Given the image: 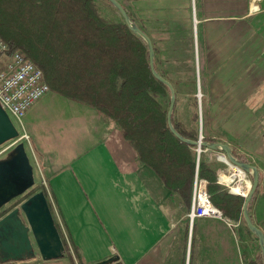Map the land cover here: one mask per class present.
Here are the masks:
<instances>
[{
    "label": "crops",
    "instance_id": "0c3cea01",
    "mask_svg": "<svg viewBox=\"0 0 264 264\" xmlns=\"http://www.w3.org/2000/svg\"><path fill=\"white\" fill-rule=\"evenodd\" d=\"M116 1L151 43L154 71L174 92L173 119L189 127L196 114L202 138L227 145L263 180L264 34L256 22L259 0ZM260 6L263 9L264 0ZM45 100L14 123L29 129L34 152L46 141L38 132L40 120L48 116ZM67 105L72 113L62 121L74 131L73 147L62 151L68 153L65 161L47 177L45 199L61 241L75 248L84 264L114 257L119 264L253 260L240 248L227 219L197 218L190 223L189 209L138 161L113 122L87 106ZM202 153V162L218 174L214 152ZM63 257L42 261L35 253L31 259L4 264H66Z\"/></svg>",
    "mask_w": 264,
    "mask_h": 264
},
{
    "label": "trees",
    "instance_id": "16d2710c",
    "mask_svg": "<svg viewBox=\"0 0 264 264\" xmlns=\"http://www.w3.org/2000/svg\"><path fill=\"white\" fill-rule=\"evenodd\" d=\"M96 1L116 13L104 0H0V39L8 51H20L40 69L48 90L115 123L138 161L187 209L196 174L207 182L206 193L221 216L236 221L244 198L222 193L216 174L204 162L199 161L195 171L193 147L178 141L167 128L169 93L151 76L143 41L122 20L105 19ZM195 121L193 114L191 122ZM171 124L181 137L197 140L194 129H185L172 116ZM72 252L84 264L75 248ZM247 264H263L260 253Z\"/></svg>",
    "mask_w": 264,
    "mask_h": 264
},
{
    "label": "water",
    "instance_id": "95a60500",
    "mask_svg": "<svg viewBox=\"0 0 264 264\" xmlns=\"http://www.w3.org/2000/svg\"><path fill=\"white\" fill-rule=\"evenodd\" d=\"M108 2L120 16L127 29L141 39L146 47L148 67L151 76L164 85L169 93L165 114L166 125L171 135L181 143L195 148V171L198 153L201 149L217 151L227 165L250 176L247 193L243 196L241 217L247 230L257 241L258 250L264 264V235L252 223L247 206L255 190H264V179H259L257 169L236 160L225 144L205 142L200 137L196 141L181 137L172 127L171 114L174 107V92L171 85L159 76L153 68V50L147 36L129 19L116 0ZM18 137V132L8 116L0 108V145ZM33 185V172L25 153L24 145L18 142L2 159H0V208L12 199L20 196ZM37 253L42 261L57 260L64 255V246L57 232L48 204L42 192L29 196L26 200L0 217V264L10 261H25ZM93 264H119L117 258H107Z\"/></svg>",
    "mask_w": 264,
    "mask_h": 264
},
{
    "label": "rangeland",
    "instance_id": "374dc122",
    "mask_svg": "<svg viewBox=\"0 0 264 264\" xmlns=\"http://www.w3.org/2000/svg\"><path fill=\"white\" fill-rule=\"evenodd\" d=\"M118 1H121V0H118ZM96 4L98 6V10L100 14L108 21L121 20L117 12L115 13L111 9L106 8L99 1H96ZM261 4H262V0H259L257 2V9H259L258 11L259 13L257 11L255 12L258 13V18H257L258 20L256 21L258 24L257 26L258 31L264 34V6L262 9V7L260 6ZM44 98L48 99L47 107L48 106L49 107L47 108V111H46L48 116L40 120L41 130H40V126L38 128L40 130L38 132H40L41 136L46 139L44 144L38 145V149L40 148L41 151L38 150V152H34L31 146L28 144L30 143L29 129L25 127L24 130H21L17 128V126H14V123L11 121L13 126L16 128L17 132L25 134L28 138V142L27 141L23 142V145H24V148L27 149L25 150V152H26L29 164L32 167L33 185L23 194L12 199L10 202L2 206L0 208V217L3 214L10 211L11 209H13V207H17L20 203H22L24 200H26L29 196H31L34 193L42 192L45 195V197H47V191H46L47 190V183H46L47 177L51 175L52 173H54V169H56L57 166H59L60 161L61 163L65 161V156L68 153H62V151L64 149L70 150L73 147L74 131L72 128H67L66 121H62V120H64V117L68 118L69 113H72V111L69 112V109H68L69 105L67 104L76 103V102L63 98L53 93L50 89L46 93V95H44L40 99V102H42L43 104H46L47 100H45ZM55 98H59V99H55ZM58 100H61V101H58ZM165 100L166 99H159L161 103H164ZM168 100H169V96H168ZM32 111L33 109L30 108V110L25 114L24 118L30 116V113ZM173 112H174V109L172 110V114H171L172 117H173ZM109 121L112 122L111 120ZM70 126L71 124H69V127ZM184 128L194 129L196 134H198L197 132L199 130V120L196 119V121L192 125H190L189 127H184ZM192 152H193V156L195 160V148H193ZM202 152H203V149H201L199 153L198 162L203 161ZM213 152L214 153L212 154L217 160L216 162H218V164L220 165V171L218 172V174H222L219 180L221 183L228 186L226 187L222 184H219L217 182L218 174H216V184L219 187L220 191L222 193H226L229 196H238L236 194H244L245 191L248 190V182L250 181V176L249 175L244 176L239 170L232 169L229 165H227L226 162H224V159L220 156L219 152L217 151L216 152L213 151ZM238 197H241V196H238ZM247 212H248V215L252 223L262 232L261 229L264 230V191H260L259 194L256 193L253 196L251 202L249 203ZM221 218H224V217L221 216ZM225 219H227L233 225L235 234L237 235V238L239 240V246L242 250H244L243 252L247 255V258L250 259L252 257V259H254L255 256H258L259 250H258L256 238L245 227L241 214L240 216H237L236 221H233L229 218H225ZM247 248L250 249V252L247 251ZM63 256H64L63 258L66 264H70V263L79 264L78 261L75 259V254L72 252V248L66 247L64 249Z\"/></svg>",
    "mask_w": 264,
    "mask_h": 264
},
{
    "label": "built area",
    "instance_id": "2783aa9c",
    "mask_svg": "<svg viewBox=\"0 0 264 264\" xmlns=\"http://www.w3.org/2000/svg\"><path fill=\"white\" fill-rule=\"evenodd\" d=\"M48 91L40 69L20 51H8L0 39V108L8 118L13 123L21 121L30 108ZM198 137L202 138L200 134ZM25 141H28L27 136L18 133L17 138L0 145V159L18 142ZM221 176L222 174L217 175V182L224 185L219 181ZM206 184L205 180L194 175L191 204L187 212L190 223L197 218H221V213L209 200ZM246 193L247 190L238 196L243 197Z\"/></svg>",
    "mask_w": 264,
    "mask_h": 264
},
{
    "label": "bare ground",
    "instance_id": "6f19581e",
    "mask_svg": "<svg viewBox=\"0 0 264 264\" xmlns=\"http://www.w3.org/2000/svg\"><path fill=\"white\" fill-rule=\"evenodd\" d=\"M198 157H199V153H198ZM222 157V156H221ZM223 158V157H222ZM218 160H219V158H218ZM224 162H225V160H224ZM231 167V166H230ZM232 169H234L235 170V168H233V167H231ZM243 174V173H242ZM244 175V174H243ZM245 176V175H244ZM220 181V180H219ZM226 186V185H225ZM232 193V192H231ZM234 194V193H233ZM236 195H238V194H236Z\"/></svg>",
    "mask_w": 264,
    "mask_h": 264
},
{
    "label": "flooded vegetation",
    "instance_id": "af4514ba",
    "mask_svg": "<svg viewBox=\"0 0 264 264\" xmlns=\"http://www.w3.org/2000/svg\"><path fill=\"white\" fill-rule=\"evenodd\" d=\"M11 121V120H10ZM14 208V207H13ZM4 215V214H3Z\"/></svg>",
    "mask_w": 264,
    "mask_h": 264
}]
</instances>
